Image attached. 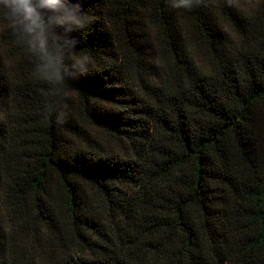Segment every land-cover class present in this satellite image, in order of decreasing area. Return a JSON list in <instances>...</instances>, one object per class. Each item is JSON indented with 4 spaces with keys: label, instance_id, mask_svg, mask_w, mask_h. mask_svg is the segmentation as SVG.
<instances>
[{
    "label": "trees",
    "instance_id": "obj_1",
    "mask_svg": "<svg viewBox=\"0 0 264 264\" xmlns=\"http://www.w3.org/2000/svg\"><path fill=\"white\" fill-rule=\"evenodd\" d=\"M79 3L88 71L48 88L0 24V264H264V25Z\"/></svg>",
    "mask_w": 264,
    "mask_h": 264
},
{
    "label": "clouds",
    "instance_id": "obj_2",
    "mask_svg": "<svg viewBox=\"0 0 264 264\" xmlns=\"http://www.w3.org/2000/svg\"><path fill=\"white\" fill-rule=\"evenodd\" d=\"M172 8L191 10L200 0H168ZM232 0H229V4ZM89 19L79 0H0V24L31 62V75L48 88L63 84L65 72L86 74L90 54L78 48L71 33L82 31Z\"/></svg>",
    "mask_w": 264,
    "mask_h": 264
},
{
    "label": "rangeland",
    "instance_id": "obj_3",
    "mask_svg": "<svg viewBox=\"0 0 264 264\" xmlns=\"http://www.w3.org/2000/svg\"><path fill=\"white\" fill-rule=\"evenodd\" d=\"M261 1L262 0H232V4L236 7L241 16H246V19L254 23L255 31L260 30L264 25V13L259 11V6L262 4ZM222 25L233 41L239 39V36L231 27L226 23H222ZM5 110H3V107H0V117L3 116Z\"/></svg>",
    "mask_w": 264,
    "mask_h": 264
}]
</instances>
